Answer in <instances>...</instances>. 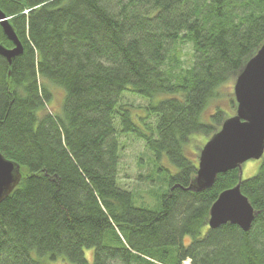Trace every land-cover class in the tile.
I'll return each instance as SVG.
<instances>
[{
	"label": "trees",
	"instance_id": "obj_1",
	"mask_svg": "<svg viewBox=\"0 0 264 264\" xmlns=\"http://www.w3.org/2000/svg\"><path fill=\"white\" fill-rule=\"evenodd\" d=\"M0 9L24 46L12 65L0 55V151L23 175L0 202V264H264V156L241 182L256 210L248 231L208 225L238 168L188 188L196 151L236 112L233 84L264 43V0H0ZM0 42L13 46L2 26ZM128 137L145 146L140 165L151 173L137 178L152 190L121 184Z\"/></svg>",
	"mask_w": 264,
	"mask_h": 264
},
{
	"label": "water",
	"instance_id": "obj_2",
	"mask_svg": "<svg viewBox=\"0 0 264 264\" xmlns=\"http://www.w3.org/2000/svg\"><path fill=\"white\" fill-rule=\"evenodd\" d=\"M7 14L0 9V22L11 48L0 44V54L10 65L22 54L23 44ZM234 95L236 112L223 120L222 126L203 145L199 153L197 175L189 189L203 191L214 185L219 174L239 169V182L222 191L211 205V228L232 223L248 231L256 216L250 199L243 194V164L264 156V43L236 77ZM21 166L0 151V202L22 179Z\"/></svg>",
	"mask_w": 264,
	"mask_h": 264
},
{
	"label": "rangeland",
	"instance_id": "obj_3",
	"mask_svg": "<svg viewBox=\"0 0 264 264\" xmlns=\"http://www.w3.org/2000/svg\"><path fill=\"white\" fill-rule=\"evenodd\" d=\"M183 49V58L186 60L185 64L186 66H190L191 58H192V50L190 44H184L182 46ZM235 83V82H234ZM234 85V84H233ZM135 104L138 105H144L145 100L143 99H135ZM147 102V101H146ZM141 141H138L134 138H129L126 140V144L124 146L123 156H122V168H121V184L123 187L127 189H143V192H146L148 190H152V182L149 183L147 181L144 182L139 181L137 178L139 175L143 174L144 176H147L151 173V167L148 165L141 166L140 165V159L141 157H145L148 159L147 151L145 149V146ZM203 147V146H202ZM201 147V149H202ZM201 149L197 153V156L199 158ZM263 157L261 159H251L248 161H245L243 164V179L250 178L257 174V171L259 170L261 163H262ZM152 166V164H151ZM156 185H159L158 181L156 182ZM141 193V191H139ZM145 194V203L151 205L152 204V198H149L150 196ZM151 199V200H150ZM92 250H87L86 254L88 258L92 257ZM47 264H65L63 261H50Z\"/></svg>",
	"mask_w": 264,
	"mask_h": 264
},
{
	"label": "bare ground",
	"instance_id": "obj_4",
	"mask_svg": "<svg viewBox=\"0 0 264 264\" xmlns=\"http://www.w3.org/2000/svg\"><path fill=\"white\" fill-rule=\"evenodd\" d=\"M9 18V17H8ZM0 26H2V24H1V22H0ZM2 29H3V32H4V27L2 26ZM4 34H5V32H4ZM6 35V34H5ZM12 42V41H11ZM13 43V42H12ZM0 44H3V43H1L0 42ZM23 44V43H22ZM6 46V45H5ZM13 46H14V44H13ZM23 46V45H22ZM6 47H8V46H6ZM9 48H11V47H9ZM23 49H24V46H23ZM24 52V51H23ZM1 55V54H0ZM3 55H1V57H2ZM4 57V56H3ZM5 58V57H4ZM7 59V58H6ZM8 61V60H7ZM9 63V62H8ZM208 225H209V227H210V224L208 223ZM211 228V227H210ZM183 264H192V259H190V258H187V259H185V261L183 262Z\"/></svg>",
	"mask_w": 264,
	"mask_h": 264
}]
</instances>
